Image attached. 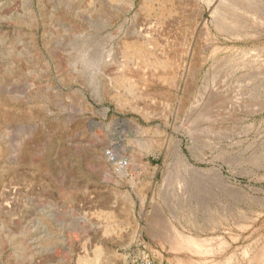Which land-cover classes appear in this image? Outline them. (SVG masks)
<instances>
[{"label":"rangeland","instance_id":"1","mask_svg":"<svg viewBox=\"0 0 264 264\" xmlns=\"http://www.w3.org/2000/svg\"><path fill=\"white\" fill-rule=\"evenodd\" d=\"M263 247L264 0H0V264Z\"/></svg>","mask_w":264,"mask_h":264},{"label":"bare ground","instance_id":"2","mask_svg":"<svg viewBox=\"0 0 264 264\" xmlns=\"http://www.w3.org/2000/svg\"><path fill=\"white\" fill-rule=\"evenodd\" d=\"M176 241L178 242L179 247H185L189 250L196 251V252L207 251V247H202L201 245H199L197 240L191 236L180 235ZM104 251H105V248L100 247V246L97 247V254H96L97 260L100 259V255L105 254ZM209 251L210 250H208V252ZM199 254H201V253H199ZM87 258H89V257H87ZM90 260H92V259H90ZM90 260L81 256V258L79 259V263L80 264H92V262ZM97 260L93 264H97V262H98ZM249 263L250 264H264V247L254 255V257L251 259V261Z\"/></svg>","mask_w":264,"mask_h":264},{"label":"water","instance_id":"3","mask_svg":"<svg viewBox=\"0 0 264 264\" xmlns=\"http://www.w3.org/2000/svg\"><path fill=\"white\" fill-rule=\"evenodd\" d=\"M197 168H200L201 169L202 167H197Z\"/></svg>","mask_w":264,"mask_h":264}]
</instances>
